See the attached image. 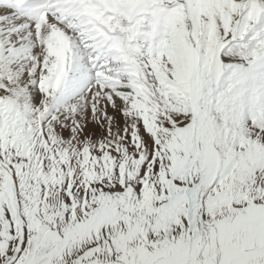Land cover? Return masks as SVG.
<instances>
[{
	"label": "snow or ice",
	"instance_id": "snow-or-ice-1",
	"mask_svg": "<svg viewBox=\"0 0 264 264\" xmlns=\"http://www.w3.org/2000/svg\"><path fill=\"white\" fill-rule=\"evenodd\" d=\"M0 264H264V0H0Z\"/></svg>",
	"mask_w": 264,
	"mask_h": 264
}]
</instances>
